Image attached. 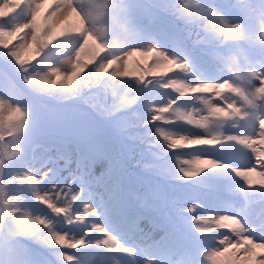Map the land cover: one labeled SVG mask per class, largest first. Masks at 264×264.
Masks as SVG:
<instances>
[{"label": "rangeland", "instance_id": "374dc122", "mask_svg": "<svg viewBox=\"0 0 264 264\" xmlns=\"http://www.w3.org/2000/svg\"><path fill=\"white\" fill-rule=\"evenodd\" d=\"M178 0H166L167 4L164 7L172 8ZM78 7L83 9L85 14H91L90 26L96 31L101 20L114 18L111 10L103 11L97 5L96 0H77ZM184 5V4H183ZM182 5V6H183ZM113 8V7H112ZM111 8V9H112ZM185 17H191L185 20L186 29H190L191 38L194 37L193 27L200 31H196V40L211 39L215 40L216 35H223L221 41H207L210 47L205 51L211 50L221 51L222 56L218 62L224 69V72L210 69L207 72L199 69L195 64L193 74H198L192 82L184 81L188 84L198 83H222L230 80L235 86L241 90H250L252 87L253 73L264 71V0H186L183 8ZM20 19L26 22L30 19V9L25 8L20 13ZM104 17V18H103ZM20 23V22H19ZM139 26V25H138ZM137 25H130L127 28V34H124V25L120 26V36L109 34L105 36L104 44L106 47L115 46L118 49L117 58L125 52L137 49L138 53H147L150 48H158L164 51L170 57L183 60L195 61L199 57L195 52L188 50L187 47L175 36L160 37L157 44H152L144 38V29ZM189 33V31H188ZM66 44L53 41L49 44L44 58L38 60L54 61V68L70 71L68 61L73 59L75 54L74 48L80 42L82 37L78 35ZM66 37V36H65ZM64 38V37H62ZM231 38L235 40L231 45L226 46L225 41ZM61 39V38H60ZM58 40V39H57ZM181 40H185L181 33ZM189 41H192L189 39ZM194 41V40H193ZM196 42V41H194ZM140 55L133 57L132 61L126 65L127 70L134 72L133 75L140 70ZM154 56V54L152 55ZM209 55L205 54L203 60L210 64ZM37 61V62H38ZM124 61L120 63H125ZM138 62V63H137ZM102 65V64H101ZM100 65V67H101ZM156 69L155 63L153 64ZM98 63L93 65V72H98ZM19 73V69H15ZM137 71V72H135ZM87 74H85L86 76ZM113 76L109 85V93L118 94L119 97L133 99L127 103L123 102L113 109L112 114L102 115L95 107V102L89 98H85L87 90L91 88V79L84 82L86 91L82 92L75 88V96L69 98L65 102H45L43 95L37 94L29 99L25 95L17 94L14 84L7 77L2 76L0 72V99H4L7 103L21 106L27 112V122L23 131L18 135V138H12L7 133L9 126L8 117L11 113L7 106L0 116H2L4 130V140H0V162H3V167L7 168L19 162L21 157L28 151L29 146L35 141L49 143L50 145L65 146L67 148L75 147L84 143L87 147H93V160L95 170L91 171L88 185L94 190L93 198L86 200L87 202L79 205L76 212L79 218H73L72 213L57 214L52 208H47L46 204L40 203L36 208H30L25 204L23 198L29 195H23L21 190H26L32 195L39 194L38 197L47 196L53 200L57 207H66L72 202V197L81 192L85 186L76 190L68 184L69 174L74 171L66 169V164L55 163L51 166L44 160V153L36 154L33 166H29L32 172H36L37 178L31 177L29 170L10 172L7 174V180L19 184V179L26 175L29 179H22L24 183L22 189L13 190L11 192L12 183L6 186V192L9 196H14L16 199L10 205H4L0 202V207H4L5 211L0 213V245L6 241L18 246V250L5 256L0 253V259L6 261L11 258L14 264H69L65 259L66 255H71L67 252L66 247H61L53 238V233H67L69 238L74 241L82 240L79 231H72L78 221L79 225L87 227L82 234L91 227H103L107 235L115 237L118 248L127 247L134 249L133 252L127 255L120 254L115 256L113 260H107L102 257H91L89 264H210L208 261L209 255L213 250L223 247L220 241L225 236L232 237L233 233L228 229H221L214 223L221 216H236L242 221L246 229L252 234L260 236L261 230H264V188L249 187L247 183L237 176L232 169H243L255 165L253 154L244 145L229 141L226 139L230 135H253L258 130V120L264 118V102H258L256 108H246L248 112L247 119H231L217 120L209 119L207 127H199L193 125V128L188 130H165L175 136H186L189 138H211L219 136L220 142L214 145H193L192 149L187 154H178L176 159H171L162 164L151 163L152 166L162 172H170L173 175L182 177L184 180L190 181V185H186L182 191L186 194L180 196L176 206L183 205V210L186 213L198 214L201 219L206 218L209 226L215 225L212 231L215 233L217 244L213 245L205 254L194 260L186 253L185 243L182 242V231L178 234V246L170 251L154 249L151 246L153 238L168 237V230L158 228V223L161 218H165L166 214L162 211H157L160 207V199L163 195V188L159 190L156 186L157 182H152L151 187L145 188L140 197H149L154 202V207L149 215L141 219L140 227L134 236L129 237L124 232L126 218H120L123 214V208L117 205L114 209H108L109 204L105 203V197L115 192L112 181L115 174L120 172L123 176L126 175L129 169H126V164L121 158L119 161L117 153V144L120 130L115 128V124L119 120H129L132 118L133 111L129 108L135 105L137 97L146 89L144 85H139L137 89H130L129 78L131 77ZM255 82V81H254ZM139 91V94L137 92ZM172 97V96H171ZM129 98V99H131ZM199 103L193 106H199L200 116H210L209 107L205 103V99H212L214 104L238 103L243 105L241 97L238 95L227 94L221 100L211 96H198ZM157 99H151V104ZM147 101V100H145ZM189 105H181L175 107L173 116L179 119L178 113H186ZM90 114V115H89ZM148 115V114H147ZM94 117V118H93ZM96 118V119H95ZM117 130V133L115 132ZM119 132V133H118ZM13 139H17V147L19 151L14 157L10 158L11 152L16 146ZM163 147H169V143ZM179 151H183L178 149ZM158 152V151H157ZM196 159H208L215 161L216 164L212 167L205 168L196 176H185L181 168H190L189 162ZM137 164H142L141 162ZM22 167V165H21ZM28 168V166L26 167ZM126 169V170H125ZM42 172L40 175L39 173ZM6 174V170L4 172ZM49 176L50 182H45L43 176ZM6 180V181H7ZM110 181V184H108ZM113 182V183H112ZM112 183V184H111ZM32 187L28 190V186ZM109 185V186H108ZM192 186L194 188H192ZM198 186H211L215 188L214 193H206ZM8 187V188H7ZM26 188V189H25ZM136 190V188H133ZM140 193V191H136ZM139 198H133L132 204ZM140 204H143L142 202ZM88 206L95 209L96 214L92 222H85V215H90L86 210ZM45 207V208H44ZM12 208L17 209V215H10ZM131 208H135L132 205ZM140 210V209H139ZM142 210V209H141ZM70 211V210H69ZM18 219H30L37 222V227L32 230L30 226L20 228L17 224ZM40 220H44V224H39ZM71 220V223L69 222ZM255 223L256 225L250 226ZM186 230L192 231L191 224H182ZM70 226V227H69ZM127 230V229H126ZM106 233L99 237L91 244H104L103 241L107 238ZM204 233V232H203ZM200 235L195 234V238ZM150 243L149 246L147 244ZM77 248H84L79 246ZM126 253V252H123ZM72 261V264H81L80 262Z\"/></svg>", "mask_w": 264, "mask_h": 264}, {"label": "snow or ice", "instance_id": "6c2138e0", "mask_svg": "<svg viewBox=\"0 0 264 264\" xmlns=\"http://www.w3.org/2000/svg\"><path fill=\"white\" fill-rule=\"evenodd\" d=\"M25 8L30 9V19L23 23H14L15 18ZM91 14H85L83 9L78 7L77 0H0V46L6 49H11V55L16 62L25 70L30 61L36 60L41 54V50L46 48L53 41L69 35H78L82 37L75 56L68 61L71 70L63 71L54 68L48 76L41 77L39 82L43 85H59L61 88L68 89L74 87L75 82L81 79V74L84 69L89 67L87 61H94L99 57H103L100 53H105L107 50L106 45L102 42V35L97 33L91 26ZM12 25V26H9ZM30 38V42H29ZM18 40V43H13ZM137 49L133 48L125 52L118 58L107 61L98 69L101 72H111L115 76L127 77L133 75L134 72L127 70L126 65L130 63L133 57L140 55L152 56L154 54V62L156 70L159 72L167 73L174 68L184 71L187 69L188 64L181 62L179 59L170 57L164 51L158 48H150L147 53H138ZM125 63H120L124 61ZM138 63V62H137ZM113 65H117L113 67ZM151 72L149 67L145 69ZM252 87L250 90H241L235 86L230 80L222 83H198L195 85L188 84L181 80H170L165 84L166 88H171L181 95L199 94L207 97L208 94L216 97V100H221L227 94L238 95L243 101V105L238 103H224L214 104L212 99H205V103L209 107L210 116L196 118L192 113H178L179 117L188 123L199 126L207 127L209 119L217 120H231V119H247L248 112L246 108H256L258 102H264V71L254 72ZM160 79H164L161 77ZM138 80L141 82L146 81L143 74H140ZM255 81V82H254ZM31 82V81H29ZM7 106L11 115L8 117L9 126L7 133L12 138H18V135L23 131L27 122V112L19 105L7 103L4 99H0V114L3 113ZM171 106H162L157 108L156 115L153 116V122L166 119V114L172 112ZM170 122V121H167ZM160 135L165 141L169 143L171 148H183L193 145H214L220 142L219 136L211 138H189L183 135L175 136L169 132L159 129ZM4 128L2 116H0V140H4ZM229 141H235L244 145L251 151L255 159V165L243 169H235L232 171L242 178L249 187L264 188V118L258 120V130L253 135H230L226 137ZM15 146L18 143L17 139H13ZM19 148L16 146L15 150L11 152L10 158L14 157ZM190 168H181L185 176H196L205 168L212 167L216 164L215 161L208 159H196L189 162ZM3 162H0L2 167ZM30 177H24L29 179ZM12 180L0 181V202L4 205H10L16 199L14 196H9L6 192V186L11 184ZM42 203L52 208L57 214H67L69 209L66 207H57L52 199L47 196L39 197ZM73 200L78 199L77 196L72 197ZM113 199L115 193L113 192ZM89 207V211L95 212V209ZM5 211L4 207H0V213ZM10 215L16 216L17 209L12 208ZM17 224L20 228L30 226L32 230L37 227V222L30 219H18ZM71 223V220L69 221ZM201 223V221H197ZM39 224H44V220H40ZM208 223V221H203ZM217 227L221 229H228L233 233L232 237L225 236L220 241L223 247L217 248L212 251L208 257L210 264H264V235H254L245 228L239 217L236 216H221L215 222ZM100 232L106 233L103 227L97 229ZM202 232L212 231V228H200ZM53 238L61 247L77 248L84 243L83 240H71L67 233H53ZM107 235V233H106ZM103 243L110 248L117 246L115 237L107 235ZM18 250L17 245H13L6 241L0 245V253L9 256ZM121 251L131 253L134 249L122 247ZM65 259L72 264L74 257L66 255ZM0 264H14V261L9 258L0 259Z\"/></svg>", "mask_w": 264, "mask_h": 264}, {"label": "trees", "instance_id": "16d2710c", "mask_svg": "<svg viewBox=\"0 0 264 264\" xmlns=\"http://www.w3.org/2000/svg\"><path fill=\"white\" fill-rule=\"evenodd\" d=\"M96 1H97V4H99L102 8H106L111 0H96ZM158 2L161 4V3H164V0H158ZM9 26H12V25H9ZM98 33L102 35L101 30ZM29 42H30V38H29ZM2 49L4 50L6 56L8 57V60L11 63H14L15 65H17L18 63L16 62L14 57L10 54L12 50L6 49V48H3L2 46H0V51H3ZM85 60H86V62H88L87 58H85ZM51 71L52 70L42 71V72L34 75L29 80L31 82L28 81L29 85L26 87L23 95H25L27 97V99H29V98L37 95V94L47 93L50 96H52L53 98H55V100L61 101L62 99H64V97L69 93V91L72 88L82 89L84 87V82H81V81L75 82L74 87H70L68 89L61 88L59 85H57V87L54 89L53 85H47L46 86V85L41 84L39 82V79L41 77L48 76ZM119 104H121V98L120 97H118V99L115 102L113 101L114 106H117ZM110 109H111V106L107 102L106 103L101 102L99 104V110L103 114L110 112L111 111ZM4 130H5V128H4Z\"/></svg>", "mask_w": 264, "mask_h": 264}, {"label": "bare ground", "instance_id": "6f19581e", "mask_svg": "<svg viewBox=\"0 0 264 264\" xmlns=\"http://www.w3.org/2000/svg\"><path fill=\"white\" fill-rule=\"evenodd\" d=\"M86 210H87L88 212H90V213L92 212V211H89V207H88ZM92 213H93V212H92ZM95 215H96V214H95ZM96 216H97V215H96ZM205 250H206V249H205ZM205 250H204V251H205ZM202 255H203V253H202Z\"/></svg>", "mask_w": 264, "mask_h": 264}]
</instances>
